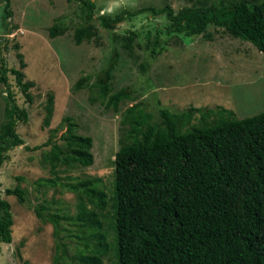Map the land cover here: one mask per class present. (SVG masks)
<instances>
[{
    "label": "trees",
    "instance_id": "1",
    "mask_svg": "<svg viewBox=\"0 0 264 264\" xmlns=\"http://www.w3.org/2000/svg\"><path fill=\"white\" fill-rule=\"evenodd\" d=\"M76 1L82 12V22L73 36L76 45L98 37L94 20L105 29H113L139 14L166 17L165 28L147 31L145 42L138 43L145 51L140 64L143 74L169 48L172 39L206 34L211 38L210 27L249 41L264 53V0H190L191 6L178 11L169 4L148 5L97 17L94 0ZM0 2L4 4V27L10 34L11 0ZM66 29L58 19L49 28V35H63ZM136 34L130 31L124 36V45L132 51ZM4 40L6 44L0 42V83L6 90L0 123V171L9 152L25 144L18 127L30 118L28 108L19 104L14 87L31 103L30 91L35 86L33 80L24 79L23 54H17L20 67L9 66L5 55L9 39ZM120 57L114 47L94 82L90 83L91 75L82 76L74 89L96 88L97 97L91 101L100 100L105 109L118 112L121 103L132 100L135 94L130 86L114 91ZM54 110L55 97L49 94L45 126L51 124ZM158 113L155 119L142 103H135L123 114L122 124L127 128L115 155L111 194L98 186L96 178L61 181L60 166L94 163L93 137L77 133L72 117H64L68 127L61 136L63 144L54 140L55 129L47 141L33 148L27 146L30 150L51 146L43 162L52 177L36 183L47 188L60 184L76 193L77 211L74 215L66 213L48 200L31 204L24 188L3 187L0 180V257L3 245L13 242L14 215L5 196L14 195L42 221L52 224V264H103L111 251L116 257L114 264H264V111L244 118L224 106H190L179 112L164 107ZM65 221L88 233L86 237L76 235L84 242L73 255L62 235Z\"/></svg>",
    "mask_w": 264,
    "mask_h": 264
},
{
    "label": "rangeland",
    "instance_id": "2",
    "mask_svg": "<svg viewBox=\"0 0 264 264\" xmlns=\"http://www.w3.org/2000/svg\"><path fill=\"white\" fill-rule=\"evenodd\" d=\"M97 13L112 15L126 8L136 10L142 6L161 7L171 5L175 10L193 4L190 0H94ZM3 5L0 2V42L9 39L5 55L10 67H20L17 54H23L22 70L25 80H33L32 102H26L17 87L14 90L21 106L27 107L30 118L20 123L18 131L25 144L9 152L0 171L3 187L20 185L27 192L31 204L44 200L52 206L75 214L78 196L58 184L56 187H40L37 180L52 177L44 165L43 155L50 145L30 150L47 141L57 130L55 141L63 144L61 136L67 131L64 117L70 116L76 123V132L93 137L94 163L60 166L62 182H77L86 178L98 179L99 187L109 194L113 190L115 155L124 139L126 125L122 124L126 109L142 103L155 119L161 108L179 112L189 108L224 106L234 110L238 118L252 116L264 111V53L251 42L235 38L223 29L210 27L209 38L177 37L169 42V48L151 64L143 74L140 64L145 51L138 46L145 42L147 31L165 28L164 15L154 17L144 13L118 23L116 28L105 29L98 20L93 24L98 37L85 40L81 45L74 43V31L82 22V12L76 0H11L12 16L8 19L12 33L4 27ZM67 29L65 34L51 38L49 28L58 20ZM10 31V32H11ZM130 31L137 34L133 51L124 45V36ZM6 44V43H5ZM15 44L19 47L15 48ZM114 47L121 57L114 72V91L130 86L135 90L134 98L121 103L119 111L105 109L97 97V89L85 86L74 89V84L85 75L96 74L106 67ZM49 94L55 97V110L51 124L44 125L46 104ZM5 86L0 83V123L4 119ZM198 116V115H197ZM197 121V119H195ZM17 176L23 179L18 180ZM12 206L14 215L13 242L3 245L0 264H52L55 254V238L51 223L42 221L33 209L20 203L14 195L5 196ZM62 235L69 244L70 253L76 254L88 236L71 221L63 222ZM67 235V236H66ZM68 235H70L68 237ZM103 264H114L115 254L111 251L104 257Z\"/></svg>",
    "mask_w": 264,
    "mask_h": 264
}]
</instances>
